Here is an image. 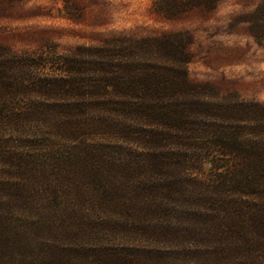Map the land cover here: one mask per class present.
I'll use <instances>...</instances> for the list:
<instances>
[{
    "label": "trees",
    "instance_id": "1",
    "mask_svg": "<svg viewBox=\"0 0 264 264\" xmlns=\"http://www.w3.org/2000/svg\"><path fill=\"white\" fill-rule=\"evenodd\" d=\"M235 20L263 40L264 0ZM192 40L0 43V264H264V103L192 82Z\"/></svg>",
    "mask_w": 264,
    "mask_h": 264
},
{
    "label": "rangeland",
    "instance_id": "2",
    "mask_svg": "<svg viewBox=\"0 0 264 264\" xmlns=\"http://www.w3.org/2000/svg\"><path fill=\"white\" fill-rule=\"evenodd\" d=\"M170 1L0 0V43L15 49L37 48L49 39L64 51L101 35L187 30L193 38V57L187 64L192 82H207L220 92L233 90L264 103V39L255 40L247 24L235 20L253 10L259 0H207L174 15L164 12ZM23 216L27 215L13 214L14 219ZM54 230L53 239H73L58 234L63 231L58 221Z\"/></svg>",
    "mask_w": 264,
    "mask_h": 264
}]
</instances>
